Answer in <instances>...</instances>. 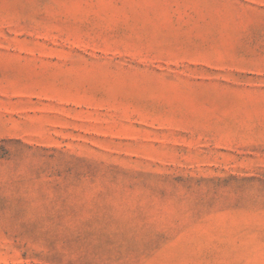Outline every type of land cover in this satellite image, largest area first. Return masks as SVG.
<instances>
[{
	"label": "rangeland",
	"instance_id": "obj_1",
	"mask_svg": "<svg viewBox=\"0 0 264 264\" xmlns=\"http://www.w3.org/2000/svg\"><path fill=\"white\" fill-rule=\"evenodd\" d=\"M0 264H264V0H0Z\"/></svg>",
	"mask_w": 264,
	"mask_h": 264
}]
</instances>
